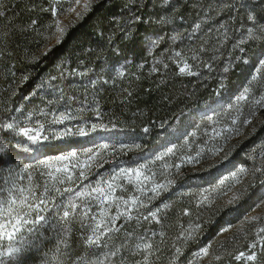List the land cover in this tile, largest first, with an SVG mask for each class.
I'll return each mask as SVG.
<instances>
[{
    "label": "rangeland",
    "instance_id": "obj_1",
    "mask_svg": "<svg viewBox=\"0 0 264 264\" xmlns=\"http://www.w3.org/2000/svg\"><path fill=\"white\" fill-rule=\"evenodd\" d=\"M35 1L41 17L40 26L29 35L27 49L16 51L25 62L38 60L60 41L64 33L61 35L57 31V22L66 31L98 0H64L61 11L54 5L61 0H27L20 7L30 10ZM123 2L120 0L118 11L123 21L118 22L117 33L122 32L132 16V7ZM0 12L3 13L0 15L1 102L23 79L14 77L9 67L13 48L17 47L13 44L17 39L27 40L28 36L20 35L16 28L19 19L14 0H3ZM145 15L152 21L151 32L155 34L141 35L144 52L140 61L129 69L118 67L110 72L92 73L90 80L103 79L105 93L100 104L92 99L93 109L84 115L77 109L71 110L73 107L68 104L76 90L62 92L60 97L65 105L60 109L53 107L52 117L54 113L65 111L78 116L63 125L47 123L44 134L91 124L115 130H145L149 125L165 127L172 124L173 128H178L177 132L169 136L166 145L151 158L140 164L153 171L161 170L165 163L181 165L178 172L175 167L168 170L170 178L175 179L172 188L147 208L139 210V213L154 212L155 218H152L164 225L165 233L157 243L167 250L186 245L182 238L177 239L182 228L197 223L202 227L222 210L249 195L254 206L236 222L218 230L203 247H208V255H198L201 248L186 264H264V232L259 231L264 228V68L260 65V61H264V37L250 39L248 32L264 25V0H151ZM126 34L128 32L124 31L120 36ZM185 65L188 67L182 72ZM234 67L239 77L227 95L225 80ZM94 84L92 81L89 86L92 88ZM246 89L247 99L238 100ZM221 93L226 101L222 107L193 115L196 105L202 106L209 97H218ZM180 119L184 121L181 128L175 125ZM40 120L41 117L36 116L34 124H28L27 119L16 121L17 125L11 124L39 130L37 121L42 123ZM256 132L253 145L244 148L236 166L213 183L201 187L178 185L185 176L207 171L224 162ZM108 144L128 145L132 151L137 149L133 146L138 145V141ZM169 148H173V153L164 160H157ZM188 156L193 157L191 163L186 160ZM37 169L40 165L35 166L34 174L39 182L41 177ZM241 169L246 171L241 172ZM233 173L237 174L235 178ZM128 187L130 191L131 186ZM234 195L239 199L229 204ZM205 196L207 201L200 203ZM76 202L83 207L81 200ZM185 210L188 215H184ZM61 216L54 221L55 225ZM254 216L259 219L248 222ZM241 253L244 256L237 260ZM251 255H255L254 260L247 259Z\"/></svg>",
    "mask_w": 264,
    "mask_h": 264
},
{
    "label": "trees",
    "instance_id": "obj_2",
    "mask_svg": "<svg viewBox=\"0 0 264 264\" xmlns=\"http://www.w3.org/2000/svg\"><path fill=\"white\" fill-rule=\"evenodd\" d=\"M25 1L27 0H14V3L17 11L15 14L18 15L19 19L16 21V28L20 35H27L28 39L23 38L15 41L13 45H17V47L13 48L14 55L11 57L12 61L9 67L14 77L19 78L21 76L23 79L0 102V148L4 149L3 152H0V184H3L5 178L26 177L29 173L35 181H38L34 176L35 166H39V161L44 157L68 154L72 151L81 153L97 147L101 142L138 141L140 147L135 150L106 156L105 159L108 162L98 169L100 175L94 174L84 182L85 184L89 182L94 184L98 179H107L110 174L119 171L121 167L135 168L166 145L167 140L170 139L169 136L178 130V128H173L175 126L170 123L165 127L149 125L145 128L147 131L128 128L115 130L101 125L87 136L77 134L63 139L51 138L52 131L48 134L50 139L46 142L42 141L38 145H32L26 137L19 135L18 127L13 129L5 127L11 122L16 124V121L26 119L28 124H34L36 116L41 117L40 121L46 126L47 122L53 118L51 114L53 107L60 109L65 105L60 94L68 90H76V94L74 93L68 100V104L73 107L70 108L71 110L77 109L80 115L91 111L93 109L92 99L98 103L102 100L105 85L102 78L90 80V75L96 72H110L118 67L132 68L140 61V55L144 52L141 35H144L143 33L155 34V32H151L153 31L152 21L150 22L145 15V10L151 0H123V3H129L128 5L132 7V16L128 19L129 22L123 26L121 33L116 32L118 22L123 21L120 13H118L121 7L119 5L120 0H98L90 5L81 19L72 24L64 32L60 41L53 45L45 55L34 62H25L16 51H21L23 48L27 49L29 35L33 34L41 23L36 5L37 1L33 3L34 5L30 10L20 7ZM54 5L57 6L58 11H61L65 2L61 0L55 2ZM124 31H127L128 34L121 37L120 35ZM237 73L235 67L228 73L225 80L227 95L230 94L239 77ZM92 81L95 84L91 88L89 85L92 84ZM222 93L218 97H209L202 106L196 105L192 110L193 115L222 107L226 102ZM52 101H55V104ZM112 112L115 113V110L113 109ZM41 113L47 115H41ZM70 115L73 119L78 116L76 114ZM183 122L180 119L175 125L181 128L180 125ZM55 132L59 134L60 131ZM257 134L258 132L245 139L224 162L207 171L185 176L178 181V185L181 187H201L209 182L213 183L216 178L236 166L242 151L245 147L253 145ZM25 145L33 148V151L25 152ZM25 166L31 167L22 173L20 169L25 168ZM9 173L12 175L9 176ZM23 183H27V180ZM262 188L264 189V186ZM254 203L252 197L248 195L236 204L222 210L209 223L200 228L195 240L180 247L179 254L176 253L175 248L167 250L159 246L157 242L160 236L165 233L164 225L148 216L149 212L135 213L133 215L136 218L127 222L119 221L118 224H122L123 227L106 241V246L87 249L83 244V237L88 233L82 226L79 214L70 217L63 224L59 222L55 225L54 221L62 215V212L58 210L48 225L40 228L35 236L29 237L33 245H39V249L34 248L25 259L24 264H45V260H49L56 254V245L61 239L66 240L68 245L67 248L61 245V251L65 253L60 256L62 264H81L78 259L81 256L85 257V264L88 261H103V264H138V262L143 261L145 255H148L147 250L142 247L137 248V245L142 246L143 244L152 245L151 252L153 254L149 257L150 264H186L196 251L203 248L216 236L223 225L236 222L254 206ZM146 216L148 218L144 219ZM140 217L141 219H139ZM51 225H55V227ZM113 252L116 254L111 255Z\"/></svg>",
    "mask_w": 264,
    "mask_h": 264
},
{
    "label": "snow or ice",
    "instance_id": "obj_3",
    "mask_svg": "<svg viewBox=\"0 0 264 264\" xmlns=\"http://www.w3.org/2000/svg\"><path fill=\"white\" fill-rule=\"evenodd\" d=\"M87 7V5H85ZM0 7H3V0H0ZM0 15H3L0 12ZM252 20L253 17L249 16ZM57 31L64 33L65 29L59 27L57 22ZM250 39H258L264 37V25H258L256 28L248 30ZM259 33V35H258ZM261 68H264V61H260ZM188 66L185 65L181 71H185ZM258 74L260 69L257 70ZM255 79V77H253ZM248 89L245 93L238 97V100L247 99ZM264 99V98H262ZM260 103V101H257ZM41 115H47L41 113ZM31 119V117H29ZM73 117L67 112L54 113L53 119L48 121L49 125H63L65 121L71 120ZM247 123V121H245ZM39 130L29 127H20L18 134L26 137L32 145H38L42 141L46 142L50 139L49 135L43 134L45 124L39 123ZM8 129H13L14 125L9 123L5 125ZM100 127L96 124L87 126H77L73 128L65 127L60 130L59 134L52 132L51 138L63 139L71 135L87 136L90 132H94ZM147 131V129H145ZM133 147L139 148L140 145ZM131 150L128 145L121 144L119 146L101 143L97 147L87 150L84 153L75 151L68 154H58L46 159L40 160V169L37 170L41 177L39 182L35 181L31 173L25 176H17L14 179H4L0 184V264H24L27 256L33 249H39V245H33L29 237L35 236L44 225H48L49 221L54 218V213L62 210V216L59 220L63 224L70 217L79 214L82 226L88 233L83 237V244L87 249L100 248L106 246V241L111 239L115 233H118L123 227L118 224L119 221H130L134 217L133 213H138L140 209L147 208L153 201L159 199L164 193L168 192L175 184V179L170 178L169 169L175 167L177 172L181 165H170L165 163L161 170L153 171L147 166L140 165L132 168H119V171L113 172L107 179L101 178L93 184L84 182L92 175L99 176L98 169L102 168L108 161L106 156L117 153H125ZM4 149L0 148V152ZM25 152H32L33 148L25 145ZM173 148H169L167 153L158 156L157 160H164V157L173 153ZM200 153H197L199 156ZM193 157H186L187 162L191 163ZM31 166H25L20 171L26 172ZM241 172L246 170L241 169ZM256 171H262L256 169ZM12 173H9L11 176ZM233 178L236 173H233ZM27 180V183L23 181ZM224 181H221L223 183ZM67 185V186H65ZM131 190L129 191V187ZM119 190V194H118ZM77 199L81 200L83 207L77 204ZM208 197L205 196L200 203H205ZM239 199L234 195L229 204ZM114 209V211H113ZM159 211V209H157ZM189 213L185 210L184 215ZM148 216L155 218L154 212H149ZM148 217H144L147 219ZM259 217H251L248 222L258 220ZM55 227V225H51ZM200 225L189 224L187 228H182L177 239H183L184 243L193 241L197 238ZM264 232V228L259 229ZM41 235H43L41 233ZM61 245L68 247L67 241L61 239L56 245V254L49 260H45V264H62L60 256L65 253L61 251ZM143 248L148 251V255L144 256L142 262L138 264H150L149 257L151 252V244L137 245V248ZM180 248H176L179 254ZM209 249L205 247L198 255H208ZM113 252L111 255H115ZM47 256V253H45ZM244 253L236 257L241 259ZM81 264H85V257L78 258ZM216 259H219L217 257ZM248 260H254L255 255L247 257ZM87 264H103V261L92 262Z\"/></svg>",
    "mask_w": 264,
    "mask_h": 264
}]
</instances>
